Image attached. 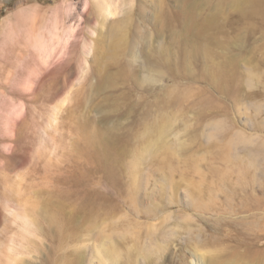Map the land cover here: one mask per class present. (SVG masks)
Here are the masks:
<instances>
[{
  "label": "rangeland",
  "instance_id": "1",
  "mask_svg": "<svg viewBox=\"0 0 264 264\" xmlns=\"http://www.w3.org/2000/svg\"><path fill=\"white\" fill-rule=\"evenodd\" d=\"M0 264H264V0H0Z\"/></svg>",
  "mask_w": 264,
  "mask_h": 264
},
{
  "label": "bare ground",
  "instance_id": "2",
  "mask_svg": "<svg viewBox=\"0 0 264 264\" xmlns=\"http://www.w3.org/2000/svg\"><path fill=\"white\" fill-rule=\"evenodd\" d=\"M235 1L238 2V0H235ZM251 2H253V0H251ZM111 13H112V11H111ZM226 69H227V67L225 65H222V66L218 67L219 72H221V74H224V75H226Z\"/></svg>",
  "mask_w": 264,
  "mask_h": 264
}]
</instances>
